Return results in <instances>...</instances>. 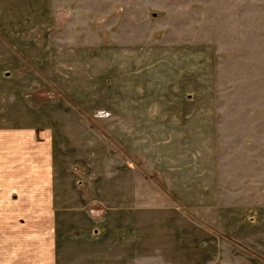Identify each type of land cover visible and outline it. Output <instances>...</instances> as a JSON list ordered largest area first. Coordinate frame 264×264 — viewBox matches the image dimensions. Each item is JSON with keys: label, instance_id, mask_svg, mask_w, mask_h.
<instances>
[{"label": "rangeland", "instance_id": "rangeland-1", "mask_svg": "<svg viewBox=\"0 0 264 264\" xmlns=\"http://www.w3.org/2000/svg\"><path fill=\"white\" fill-rule=\"evenodd\" d=\"M51 135L55 264H264V0H0V129Z\"/></svg>", "mask_w": 264, "mask_h": 264}, {"label": "crops", "instance_id": "crops-1", "mask_svg": "<svg viewBox=\"0 0 264 264\" xmlns=\"http://www.w3.org/2000/svg\"><path fill=\"white\" fill-rule=\"evenodd\" d=\"M51 153L46 129H0V264H55Z\"/></svg>", "mask_w": 264, "mask_h": 264}]
</instances>
